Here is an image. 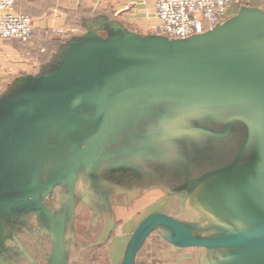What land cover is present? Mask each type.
Segmentation results:
<instances>
[{"label":"crops","instance_id":"crops-1","mask_svg":"<svg viewBox=\"0 0 264 264\" xmlns=\"http://www.w3.org/2000/svg\"><path fill=\"white\" fill-rule=\"evenodd\" d=\"M79 2L80 0H16V9L25 12V14L28 13L33 18L35 31L33 37L26 41L0 39V124L7 118L6 115L10 110V106L19 101L30 86L63 65L70 43L82 39L83 43L105 40L118 33L115 28H118L121 32L140 33L141 36L142 34L149 33V25L156 27L158 23L152 11V0H98L97 5L111 12L105 13L108 16L104 15L101 17L103 21L98 27L91 17L84 24L86 31L83 32L82 36L71 37L66 42L53 38L52 35L56 31L69 32V27L72 25L69 18H73V16L79 13ZM247 10L264 11V0H233L225 12L226 16H231V18L227 19L224 17L220 25H224L232 19L237 18ZM108 18L109 21H107ZM116 21H119L122 25L117 24ZM129 23L136 24L138 28L135 30L131 29L128 26ZM205 27L207 31L214 29H210L207 24H205ZM127 28L131 31H128ZM56 47L59 49L57 52L54 51ZM142 96L144 95L132 98L126 105L117 109L112 117L111 132L102 152L109 153L114 146L118 145L117 150L123 151L122 157L115 160H112L111 157H105L103 160L98 158L86 170L91 172L96 170L100 176L104 175V178L101 179L104 184L114 174L121 180L126 179V182L127 180L132 181L135 178L134 184H129V187L125 188L124 191L127 192L132 190L136 192L141 187L153 188V186H158L161 190H166L167 198H169V202L171 203L175 202L177 192H183L182 187L186 188L191 182L193 176L191 172L192 167L196 165L206 167L207 162L211 160L216 161V168L233 162L231 167L251 170L254 173L252 175L255 176V182L253 181L254 187L252 192L256 191V184L259 182L262 174L264 175V98L262 100L259 98L260 101L257 103L251 100H242L241 102L223 101V103L213 104L212 111L221 113V116L218 114L215 118L214 127H193L191 123L183 121L178 123L176 118H172L173 122L171 121V123L175 131L172 140L170 139L165 144V138L159 135L155 139L140 137L138 142H142L143 153L133 154V157H131L129 151L134 137L132 136L127 139L124 134L129 129L133 130L139 126L146 108H149V110H146L147 116L150 118L147 129L155 127L162 129L164 128L163 124L167 122L165 115H160L162 110H172L173 112L176 111V113L189 112V114L183 115V117L188 118L204 106L197 105L194 109L190 107V109L175 110L168 102L160 101L157 103L151 102L143 109L137 108L134 113L130 110L128 112L126 109L129 108L130 104L138 100L140 101L142 99L140 97ZM227 102L233 104L228 105ZM80 105L83 106V110H87L85 114H88V112L92 114V122H90V125H85L86 127H90L91 131L81 143L83 145L94 130L98 116L94 99L76 100L68 103L66 108L63 106V108L52 112L43 122L35 127L37 132L29 140H13V138H8L7 136H0V174L2 173L3 177L5 174H13V171L18 166L17 161L30 162L23 167V173L27 176L28 174L32 176L37 175L43 180L42 173H37L38 170H42L43 168H45L43 169V174L47 178L56 174L64 166L70 155L81 147L79 143L80 124H83V121L80 119ZM236 105L241 111L233 112L236 110L234 108ZM156 113L158 114L156 115ZM65 120L67 122L66 128L70 129L66 141L63 138ZM132 121V126L128 128V125ZM123 125L125 126V131L121 137L119 134L122 133L120 129ZM197 128L205 131L195 133L194 131ZM193 140H200L197 144L200 147L194 153V156L192 155ZM123 145L127 146L124 148L122 147ZM64 146L67 150L64 149ZM161 147H164L163 151L157 152ZM209 152H216L217 156L211 154L209 157ZM192 160H194V164ZM179 161H181V164H179ZM183 161L184 163H182ZM31 162H44L43 164L45 165L39 164L40 167L35 170V164L32 165ZM138 162H140V165H138ZM146 164L147 166L145 167ZM168 165L171 166L172 170L167 169ZM129 168L130 170H136L135 174H132ZM183 172H185L184 176ZM141 176L148 179L139 182ZM176 180L178 181L176 182ZM181 182L183 184L179 186ZM98 185L99 196L103 197V194L107 193L102 182L98 181ZM98 199L96 198L95 201L97 202ZM213 207L215 212H225L226 205L219 201ZM251 207L252 205L248 204L247 215ZM89 208L92 210L91 206ZM18 209L17 206L0 208V264H5L2 262L6 257L8 260L13 258V261H17L16 264L25 262L26 256L29 257L28 249H31V246L26 242L31 241L30 237L32 240H35L34 243H44L46 241L50 244L49 247L51 249L56 238V229L54 226L51 229V222L42 213L35 209H33V212H30V210L23 211L26 213L27 223L34 227L33 231H31L29 227L26 228L25 225L28 224L24 223L25 219L22 223L18 222L20 214ZM169 209L170 206L168 205L167 211L161 210L152 214L177 218L176 220L188 227L186 221L183 222L181 220L182 216L176 215L177 217H174L173 215L175 214L168 211ZM187 210H189V206ZM200 210L199 215H201ZM93 212L95 217L99 216L96 209L93 208ZM192 213L195 214L194 211ZM152 214L148 213L144 218ZM109 216V218L98 223L101 232L97 234L98 236L95 239L106 243L110 264H121L130 237L135 229H131L127 223L126 225L128 226H123L117 232L115 215L112 212ZM28 217L32 218L31 222L28 220ZM37 219H39V224H37ZM61 219L63 220V218ZM41 224H43V229L39 231ZM170 237L171 232L166 228L162 226L153 227L143 237L135 253L133 264H169V257L171 256H169V252L172 254L179 253L177 259L173 257L172 259H176L180 264H191L193 253H200V257L205 252L201 251L202 248L198 247L176 246L170 242ZM3 255L6 257H3ZM173 260H171V264H174Z\"/></svg>","mask_w":264,"mask_h":264},{"label":"water","instance_id":"water-1","mask_svg":"<svg viewBox=\"0 0 264 264\" xmlns=\"http://www.w3.org/2000/svg\"><path fill=\"white\" fill-rule=\"evenodd\" d=\"M115 29L118 33L105 40L70 43L63 65L30 86L0 124L1 137L29 140L37 132L35 127L52 112L76 100H95L98 116L94 130L56 174L46 180L28 174L23 186L14 183V178L0 184V208L17 206L20 213L34 208L51 222L56 229V254L63 249V220L53 215L42 198L58 185L67 186L69 199L73 198L77 171H88L101 155L117 109L176 78L181 80V75L201 84L200 102L205 96L222 99L218 102L225 97L264 98V11L247 10L212 31L185 40L141 37ZM202 103L198 105H205ZM3 178L1 173L0 183ZM251 205L252 222L221 237L196 236L175 218L152 214L132 233L121 264H133L143 237L155 226L169 230L170 242L179 247L221 249L260 238L263 241L244 252L235 264H264L263 174ZM244 250L241 247L236 252Z\"/></svg>","mask_w":264,"mask_h":264},{"label":"rangeland","instance_id":"rangeland-1","mask_svg":"<svg viewBox=\"0 0 264 264\" xmlns=\"http://www.w3.org/2000/svg\"><path fill=\"white\" fill-rule=\"evenodd\" d=\"M97 2L98 0H82V1L80 0L79 13L76 16H73V18L72 17L69 18L70 22L72 23V25L69 27L70 28L69 32L60 31V30L56 31L52 35L53 38H56L58 41L64 40V42H66L68 39H71V37H75L79 35L82 36L83 32L86 31L84 24L88 21V18L91 17L93 18V22H95L98 27L100 23L103 21L102 20L103 18L101 17L111 12L107 11L102 6L97 5ZM232 2L233 0H230V4ZM230 4L228 5V7L230 6ZM18 11L25 14V12L21 10ZM97 17L98 19H96ZM224 17H226L227 19L229 17L231 18V16L228 17L226 16V14H224L223 18L217 25L208 26V27L211 29L220 25L223 22ZM30 18L33 21V18L32 17ZM107 21H109V18ZM116 23L122 25L119 21H116ZM128 26L133 30L138 28L136 24H132V23H129ZM155 28L156 27H151L149 25L148 28L149 35L142 34L141 36H150V35L163 36L161 34H158ZM127 30L131 31L128 28ZM206 31L207 29L205 27L204 32L202 33H205ZM137 34L140 35V33ZM54 51L57 52L59 51V49L56 47ZM181 78H182L181 80H178V78H176L177 80H175L171 84L165 86L162 85L159 87L157 91L148 93L140 97L142 98L140 99V101L138 100L134 103H131L129 108L126 110H128V112L133 111L134 113L137 110V108L143 109L151 102L157 103L160 101L168 102L170 105H172V108L175 110L177 109L182 110L186 108L190 109V107L194 109V107L201 102H203L202 104L205 105L201 107L198 111L193 113L191 117L188 118L183 117V115L189 114V112L176 113V111L173 112L172 110H164V111L162 110L160 115H165V119H167V122H165L166 124H163L164 128L162 129H157L156 127L153 129L152 128L147 129L150 118L147 116V110H149V108L148 109L146 108L147 110L145 109L144 116L140 121L139 126H137L136 129L133 130L129 129L128 132L124 134L125 138L127 139H129V137L132 136L134 137L133 143L130 145L131 147L129 151L130 153L129 155L131 157H133V154L143 153L142 145H141L142 142L140 143L138 142L140 137L145 139H153V138L155 139L159 135L162 138L163 137L165 138L166 140L165 144L170 139L172 140L175 133L174 127L171 123L172 118H176L178 120L177 121L178 123L180 121L191 123L193 127L215 126L214 120L218 116V114L219 116H221V113L212 111L213 104L223 103V101L218 102L221 101L222 99H214L205 96L200 102L199 90L202 88L201 84L197 81L186 80L185 79L186 76L181 75ZM224 99H225L224 101H228V102H234V101L241 102L242 100L245 101L251 100L257 103L259 101L257 98L248 99V97L242 99L225 97ZM228 102H227L228 105L233 104ZM234 108L236 110L233 112L241 111L237 105ZM83 109H84L83 106L80 105V116H81L80 119L81 121H83V124H80L79 143L81 146H82L81 143L91 131L90 127H86L85 125L86 124L90 125V122H92L91 112L85 114L87 110H83ZM157 114L158 113H156V115ZM68 122L70 121L68 120ZM66 123L67 122L65 120L64 129H63V138L65 141L67 140L68 133L70 132V129L66 128L65 126ZM132 124L133 121L130 122L128 128L131 127ZM120 130L122 131V133L119 135H121L122 137L125 131V126L123 125ZM204 131L205 130L197 128L195 129L194 132L200 133ZM150 133L152 135L149 136L148 134ZM145 139H143V141H145ZM134 141H136L135 144ZM199 142L200 140H193L194 143L192 144L194 145L192 147L193 156L194 153L200 147V145L197 146ZM126 146L127 145H123L122 147L125 148ZM117 147L118 145L114 146L109 153L102 152L99 158L103 160L105 159V157H111L112 160H115L116 158L122 157L121 154L123 151L122 152L120 150L118 151ZM163 148L164 147L159 148L157 152L163 151ZM64 149L67 150L66 147ZM211 154L213 156H217L216 152L214 153L209 152L208 153L209 157ZM192 162L194 164V160H192ZM28 163L30 162L17 161L18 164L17 168H21L23 165H27ZM31 163L32 165L35 164L36 167L35 170H37L40 167L39 164L45 165L43 164L44 162H31ZM182 163H184V161ZM232 163L233 162H229V164L225 166L216 168L215 166L216 161L211 160L207 162L206 167L198 166V165L192 167L191 172L193 176L191 178V182L189 183L188 186H186V188H184V186L182 187V189L184 190L183 192L181 193L177 192L175 202H171V203L169 202V198H167L166 190L165 189L161 190V188L158 186H153V188L141 187L136 192H133V190L127 192L124 191L125 188L129 187L128 186L129 184L133 185L135 178L132 181L127 180L126 182V179L121 180L119 177L117 178V176H115L114 174L109 178L108 182L104 184L103 181L101 180L104 178V175L100 176L99 172H97L96 170L91 172V171H85L84 169H80L77 171L74 197L72 199L68 198V188L65 185L64 186L58 185L54 187V189L50 193H48L44 198H42L43 203L50 209L53 215L55 217L63 218L64 220V240H63V249L61 250V253L59 252L58 254H56L54 252V245L56 238L54 239L53 247L51 249V247H49L50 244L47 243L46 241L44 243L42 242L34 243L35 240L34 239L32 240L30 237L31 241H26L27 244L31 246L30 247L31 249H28L29 257L26 256V261L21 262V264H110L106 243H103L99 240L97 241L95 238L98 236L97 234L101 232L98 223L101 222L102 220H105L106 218H109L110 217L109 215H111L112 212L115 215L114 219L117 220L116 223L117 232H119L123 226H128V225L131 229L133 230L136 229L138 225L145 219L144 217L148 215V213L152 214L161 210H166L168 209V205L170 206V209L168 211L175 214V215L173 214L171 215H173L174 217H177L176 215L182 216L181 220L183 222L186 221L188 226L187 228L196 236L221 237V236H226L232 231H236L237 229L245 227L252 222V218H250L251 213L247 215V210H248L247 206L248 204L252 203V199H253L252 191L254 187L255 176L252 175L254 173L251 170H242V169H237L236 167H231ZM179 164H181V161H179ZM138 165H140V162H138ZM146 166L147 164L145 165V167ZM207 168L208 170H206ZM43 169L38 170L37 173H42V176L44 177L43 180H46L47 176L43 174L44 173ZM167 169L172 170L170 165H168ZM15 170L16 173H14V175L5 174L0 184H8L7 178H14L15 180H12L14 183L23 186L28 176L23 173L24 170L21 171L19 169H15ZM130 172L132 174H135L136 170L133 169L130 170ZM184 173L185 172H183V176ZM146 179L148 178H143L141 176L139 182H143ZM181 180H183V178H181ZM98 181L102 182L104 189L107 193V194H103V197L99 196ZM177 181L178 180H176V182ZM126 183L128 184L126 185ZM182 184L183 183L181 182L179 186H181ZM96 198H99L97 202L95 201ZM219 201H221L223 204L226 205L225 212H215L213 205ZM90 206L92 207V210L89 208ZM188 206H189V210L186 211V209H188ZM93 208L96 209L99 215L98 217H95ZM33 209H31L30 212H33L34 211ZM199 210L201 211V215H199ZM192 211H194L195 214H193ZM24 219H25L24 223L28 224L26 221V213L21 212L19 214L18 222L22 223ZM31 219L32 218L28 217V220L30 222ZM37 220H38L37 224H39V219ZM127 223L128 225H126ZM41 225L40 226L38 225L39 231L40 229H43L42 228L43 224ZM25 226L26 228L29 227L31 231H33L34 229V227L31 224ZM52 227L53 225L51 224V229ZM22 233L24 232L22 231ZM262 241L260 238H257L255 239V241L247 242L244 245L230 247V248H221V249L198 247V248H202L201 251H205V252L200 257H199L200 253L198 254L193 253V256H191V260H192L191 264H235L237 259L240 258V256L244 252L258 245L259 242L261 243ZM241 247H243V250L244 249L246 250L242 252H236V250L237 251L240 250ZM173 254L169 252V256L171 255L169 257L170 262L171 260H173L172 257L177 259L179 253H173ZM3 257L6 256L3 255ZM176 259L173 260L174 264H180ZM170 262L169 264H171ZM2 263L16 264L17 261H13V258H10L8 260V258L6 257L4 258Z\"/></svg>","mask_w":264,"mask_h":264},{"label":"built area","instance_id":"built-area-1","mask_svg":"<svg viewBox=\"0 0 264 264\" xmlns=\"http://www.w3.org/2000/svg\"><path fill=\"white\" fill-rule=\"evenodd\" d=\"M230 0H152L156 32L172 40H185L217 25ZM62 31V30H60ZM32 19L16 9V0H0V39L26 41L33 36Z\"/></svg>","mask_w":264,"mask_h":264}]
</instances>
